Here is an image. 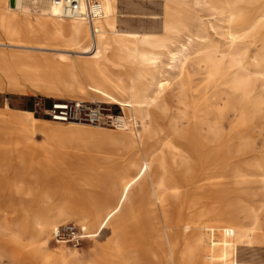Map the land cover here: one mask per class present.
I'll list each match as a JSON object with an SVG mask.
<instances>
[{
	"label": "bare ground",
	"instance_id": "1",
	"mask_svg": "<svg viewBox=\"0 0 264 264\" xmlns=\"http://www.w3.org/2000/svg\"><path fill=\"white\" fill-rule=\"evenodd\" d=\"M98 1L102 16L88 25L62 16L53 0H0V93L59 99L62 87L81 102L95 98L79 80L90 90L100 80L108 85L102 102L119 105L126 117L116 119L121 152L90 154L47 140L95 123L64 129L6 104L0 184L8 182L10 205L16 199L28 214L33 206L49 208L42 193L82 192L96 214L95 233L112 232L104 248L91 250L109 264H218L225 235L253 247L264 217V0ZM151 1L160 2L158 14L144 9ZM109 67L124 78H110ZM250 182L262 191L256 204L239 195L250 196ZM136 199L152 238L142 249L122 243L110 226L115 213L132 217ZM58 224L42 223L10 264H93L80 248L53 241ZM83 228L85 238L94 234Z\"/></svg>",
	"mask_w": 264,
	"mask_h": 264
},
{
	"label": "rangeland",
	"instance_id": "2",
	"mask_svg": "<svg viewBox=\"0 0 264 264\" xmlns=\"http://www.w3.org/2000/svg\"><path fill=\"white\" fill-rule=\"evenodd\" d=\"M159 4V1L145 2L143 7L148 12L158 14L160 12ZM204 13L205 12H202V16L206 15L205 18H208L210 13ZM210 18L211 17H209V19ZM71 58L78 59L72 54ZM108 74L112 79L114 76H120V78H124L123 74H118L112 67H109ZM66 82L69 84L71 83L70 81ZM94 83L99 84L94 87L95 90H90L83 79L79 80L81 88L88 95L95 98L81 101L84 103V112L82 114V120L79 122L87 125L92 124L86 120L87 114L91 109L98 113V122L94 124L97 125L98 128H92V125H89L91 128H74L70 130H63L57 133L52 139L50 138L47 140L51 146H74L81 150V152L90 154H96L106 150H111L117 153L121 152V145L115 141L114 136L119 129V126L116 124V119L118 117L124 116L126 122L125 114L119 105L102 102L103 100H101V92L108 91L105 88L108 85L100 80H95ZM59 89L61 90V96L59 99L28 94V96H26L27 98H25L23 101L22 106L29 108V104H35L33 109V117L45 122H49L50 120L47 119L44 114H42V110L46 108L51 102L75 100L67 93L65 89L62 87H59ZM16 95L20 94H11L8 92L0 93V101H4L8 97H14ZM63 124L65 125L62 127L65 129L67 127V123ZM34 140L40 143L43 138L40 135H35ZM15 141L20 142L23 148L29 149L32 152H37L33 147H28L27 144H25L21 139L17 138ZM83 163L91 167L94 165V162L89 159H86L83 161ZM122 164L120 163L119 165ZM55 173L56 172L52 168L50 175H54ZM227 179H231L233 181L232 178ZM61 181L63 182V180ZM7 185V180L0 184V264H10L11 258L22 256L23 253H25L23 250V245L25 246L38 238L41 233L40 229H42L43 226L42 223L51 221H55L57 224L59 223L58 226L67 223L75 224L82 230L83 233L85 232L83 226L89 227L94 234H91L90 238L86 237L82 241L80 247H78L80 248L79 250L84 252V254H87L88 258L92 260L93 264H109L103 259V256L99 254V252L96 253L92 252L91 250L93 247L104 248L110 239L112 232L110 229H105L98 235L95 233L94 229H97L99 226L96 225V214L94 211L90 210L86 196L82 192L75 191L73 198H69L67 195H63L60 192L47 191L42 193L39 198H48L50 200L49 208L33 206L32 209L29 210L28 214H24L19 208V204L16 199H14V205H10L12 196L6 190ZM228 185L231 186L232 182H229ZM249 185L253 188L249 193L250 196H247L243 192L239 193V195L242 197V199L254 202L253 204H256L258 200H262V191L258 190L260 185L255 182H250ZM69 186V184H65L66 188ZM254 193L256 195L252 196ZM136 195L139 198L140 195ZM105 199H103L104 207L108 205V199ZM136 200V211L132 217H128L123 212L115 213L114 217L111 219L112 221L110 226L112 231L117 234L118 240H120L122 243H128L137 249H142L151 246L152 238L150 236L151 232L146 228L147 225L142 223V219L145 218L143 215V203L138 199ZM56 205H60L62 209L60 211L53 209V207ZM119 211H121V209ZM82 213H84L86 216ZM62 217L65 218L64 223L60 222ZM237 219L241 224H246L249 220L245 219V216L240 211V209L237 214ZM259 225L261 229L252 234L256 242V245L253 247L245 246V244L238 237L233 238L231 236L225 235L222 247L220 248L222 250L219 252V258L221 259L218 264H264V217L262 214L259 215ZM201 231H204V228H201L200 232ZM200 232L197 231L195 234L199 235ZM232 244H234L233 247ZM65 246L71 247L70 245L66 244ZM53 247L54 243L50 245L51 251L54 250ZM208 260L209 258H201V262L197 264H206L209 262ZM28 264H33V262Z\"/></svg>",
	"mask_w": 264,
	"mask_h": 264
},
{
	"label": "built area",
	"instance_id": "3",
	"mask_svg": "<svg viewBox=\"0 0 264 264\" xmlns=\"http://www.w3.org/2000/svg\"><path fill=\"white\" fill-rule=\"evenodd\" d=\"M64 17H81L88 25L102 16L101 4L98 0H53ZM84 103L74 100L54 101L42 110V114L52 121L60 123L79 122L82 120ZM89 123L98 122V113L90 109L87 114ZM85 235L82 230L72 223L59 225L53 231V241L59 244L80 247Z\"/></svg>",
	"mask_w": 264,
	"mask_h": 264
},
{
	"label": "crops",
	"instance_id": "4",
	"mask_svg": "<svg viewBox=\"0 0 264 264\" xmlns=\"http://www.w3.org/2000/svg\"><path fill=\"white\" fill-rule=\"evenodd\" d=\"M32 95V94H31ZM28 94L26 95H16L14 97H8L4 101H0V110L5 109V105L7 104L8 107L12 110H22V111H28L33 115V109L35 107V104H29V108L23 107V101L25 98H27ZM31 98V97H28Z\"/></svg>",
	"mask_w": 264,
	"mask_h": 264
},
{
	"label": "water",
	"instance_id": "5",
	"mask_svg": "<svg viewBox=\"0 0 264 264\" xmlns=\"http://www.w3.org/2000/svg\"><path fill=\"white\" fill-rule=\"evenodd\" d=\"M11 4H12V2H11Z\"/></svg>",
	"mask_w": 264,
	"mask_h": 264
}]
</instances>
